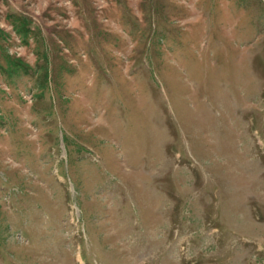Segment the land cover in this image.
<instances>
[{"label": "rangeland", "instance_id": "obj_1", "mask_svg": "<svg viewBox=\"0 0 264 264\" xmlns=\"http://www.w3.org/2000/svg\"><path fill=\"white\" fill-rule=\"evenodd\" d=\"M0 264H264V0H0Z\"/></svg>", "mask_w": 264, "mask_h": 264}, {"label": "trees", "instance_id": "obj_2", "mask_svg": "<svg viewBox=\"0 0 264 264\" xmlns=\"http://www.w3.org/2000/svg\"><path fill=\"white\" fill-rule=\"evenodd\" d=\"M28 67L29 65L22 59L19 57H12L11 55H7L5 66L0 65L2 72H5L9 76L17 75L20 72L27 73Z\"/></svg>", "mask_w": 264, "mask_h": 264}]
</instances>
